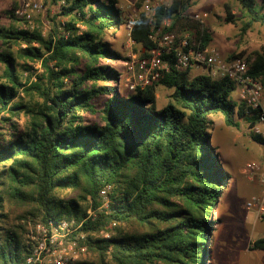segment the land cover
<instances>
[{
    "label": "trees",
    "instance_id": "16d2710c",
    "mask_svg": "<svg viewBox=\"0 0 264 264\" xmlns=\"http://www.w3.org/2000/svg\"><path fill=\"white\" fill-rule=\"evenodd\" d=\"M62 1L56 16L66 20L46 34L0 24V264L24 261V220L80 221L89 208L94 213L80 228L88 258L76 264H208L219 222L211 212L231 178L210 145L211 116L233 127L235 115L242 116L251 128L260 108L235 101L226 77L176 69L174 53L163 54L168 70L156 81L119 89V70L102 64L123 59L105 39L123 22L117 1ZM236 1L241 34L264 24V0ZM186 7L183 0L161 5L153 22L169 18L166 30L178 41ZM225 12L227 22H236L229 6ZM149 27L140 13L129 31L142 56L153 45ZM188 41L203 48L211 36L199 27ZM20 58L38 61L40 71L23 76L19 66L32 69ZM246 58L248 73L264 88V48ZM158 86L172 89L171 101L158 103ZM250 137L264 146L260 135ZM105 185L110 201L99 210ZM110 222L109 236H97ZM250 249L264 250V236Z\"/></svg>",
    "mask_w": 264,
    "mask_h": 264
},
{
    "label": "rangeland",
    "instance_id": "374dc122",
    "mask_svg": "<svg viewBox=\"0 0 264 264\" xmlns=\"http://www.w3.org/2000/svg\"><path fill=\"white\" fill-rule=\"evenodd\" d=\"M116 1L123 22L114 31L106 33L105 39L123 59L106 60L102 64L111 65L119 70L121 84L118 87L124 90L128 89L132 76L123 62L129 60L132 55L144 57L142 56V46L134 43L129 35L131 22L138 17L140 7L136 6V0ZM173 1L166 0V3L170 4ZM61 2L62 0H58L57 3H53L52 0H42V10L32 13L31 18L26 20L14 13L19 5V0H0V24L30 30L38 29L42 34H46L66 20L64 16H56ZM183 2L187 6L183 11L185 18L181 22L183 33L193 36L197 28L203 27L211 36L209 45L216 47L225 59L240 52L249 55L264 48V24L254 23L245 34L240 33L242 17L236 0H183ZM226 6H229L231 13L238 17L236 22L231 23L225 20ZM10 11L14 13V16L10 15ZM196 13L206 14L202 22H197L192 18V15ZM53 18L55 20H52ZM14 50H17V46L14 47ZM17 62L19 64L27 62L26 67L32 69L25 71L23 66H19V71L23 76L34 70L40 71L38 61L20 58L17 59ZM0 68H2L1 63ZM203 73H207L206 68L193 66L189 69L188 75L193 77ZM171 92L172 89L158 86V103L162 105L171 101ZM232 98L237 102L240 101L237 90L232 93ZM85 118L92 120L95 117L85 114ZM211 119L214 122V127L210 132V145L214 147L222 168L231 178L227 189L211 212V218L218 219L219 222L215 224L211 235L209 246L212 259L208 264H264V250L250 249L254 239L264 236V216L257 218L252 211L245 208L248 197L262 188L254 175L245 172V166L250 161L258 162L264 166V146L251 139V129L244 117L235 115V120L239 123L238 127L227 126L220 114L212 115ZM24 120L25 116L21 115L19 123L22 125ZM108 199L110 201V197ZM236 203H239V206H234ZM112 227L110 222L107 224V228L102 230L110 234L109 230ZM97 236L103 237V234L99 232ZM87 258L88 250L80 260Z\"/></svg>",
    "mask_w": 264,
    "mask_h": 264
},
{
    "label": "built area",
    "instance_id": "2783aa9c",
    "mask_svg": "<svg viewBox=\"0 0 264 264\" xmlns=\"http://www.w3.org/2000/svg\"><path fill=\"white\" fill-rule=\"evenodd\" d=\"M63 3L62 1L61 4ZM161 5L168 6L169 4L166 3V0H142L141 2L140 13H143L148 20L150 25L148 38L153 45L147 51V56L132 55L129 60L123 62L132 76L128 89L142 88L156 81L161 77L163 71L168 70L167 61L162 58L163 54L174 53V66L178 70L190 69L193 66L204 67L213 79L226 77L231 80L245 107L260 108L258 118L250 129L253 133L264 138V88L260 81L248 73L246 55L225 59L217 48L211 45L203 48L190 46L188 35H183L177 41L175 34L166 30L170 26L169 18L163 19L158 26L153 22L156 9ZM41 10L42 0H19V5L14 13L29 20L32 13ZM205 16V13H196L192 15V18L197 22H202ZM134 20H132L131 26ZM245 172L254 175L258 184L262 185L260 191L248 197L245 208L252 211L257 218H262L264 216V166L258 162L250 161L245 166ZM110 189V185H105L100 189L99 196L102 203L97 209L101 210L107 207ZM93 213L94 210L89 208L87 216L80 221H76L74 218L49 219L46 222L24 220V242L27 255L21 264H76L87 252L86 234L80 228L83 221ZM100 232L105 238L109 236L103 230Z\"/></svg>",
    "mask_w": 264,
    "mask_h": 264
},
{
    "label": "crops",
    "instance_id": "0c3cea01",
    "mask_svg": "<svg viewBox=\"0 0 264 264\" xmlns=\"http://www.w3.org/2000/svg\"><path fill=\"white\" fill-rule=\"evenodd\" d=\"M240 195H241V194H240ZM240 198H241V197H240ZM238 204H239V203H236V204H234V206H239Z\"/></svg>",
    "mask_w": 264,
    "mask_h": 264
}]
</instances>
